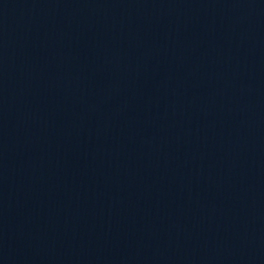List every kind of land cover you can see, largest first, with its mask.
<instances>
[{
	"label": "water",
	"instance_id": "1",
	"mask_svg": "<svg viewBox=\"0 0 264 264\" xmlns=\"http://www.w3.org/2000/svg\"><path fill=\"white\" fill-rule=\"evenodd\" d=\"M264 76V0H0V264H74Z\"/></svg>",
	"mask_w": 264,
	"mask_h": 264
}]
</instances>
